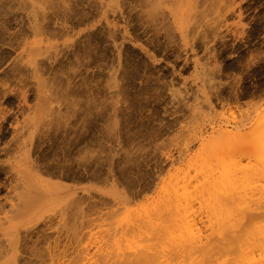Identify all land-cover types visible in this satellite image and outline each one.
<instances>
[{"label": "rangeland", "instance_id": "1", "mask_svg": "<svg viewBox=\"0 0 264 264\" xmlns=\"http://www.w3.org/2000/svg\"><path fill=\"white\" fill-rule=\"evenodd\" d=\"M261 137L264 0H0V264H186L187 217L261 204Z\"/></svg>", "mask_w": 264, "mask_h": 264}, {"label": "bare ground", "instance_id": "2", "mask_svg": "<svg viewBox=\"0 0 264 264\" xmlns=\"http://www.w3.org/2000/svg\"><path fill=\"white\" fill-rule=\"evenodd\" d=\"M232 137H234V135H232ZM262 139H263V137H261V138L259 139V142L262 141V143L264 144V139H263V140H262ZM262 143H261V144H262ZM56 161L58 162V159H57ZM59 161H60V160H59ZM70 161H71V162H74V160H73V161L70 160ZM71 162H70V165H72ZM75 162H76V160H75ZM75 162H74V163H75ZM89 162L91 163V161H89ZM55 163H56V162H55ZM59 163H60V162H59ZM59 163H58V164H59ZM77 163H78V162H77ZM85 163H87V165H88V162H85ZM90 163H89V164H90ZM261 163H262V161H261L259 164H261ZM76 165H78V164H76ZM76 165H75V166H76ZM91 165H92V164H91ZM91 165H90V166H91ZM51 166H53V167L55 166V169H56V168L58 169V167H56V165H51ZM51 166H50V167H51ZM59 166H60V165H59ZM72 166H74V164H73ZM261 166H263V167H261ZM53 167H52V168H53ZM60 167H61V166H60ZM64 167H65V166H64ZM254 167L258 168V170L255 169ZM254 167L252 168L253 170H252L250 173H252V172L254 171V169H255L256 172L254 171L255 174L252 173L251 175H255L256 178H257V177L261 174L260 177H261L262 180H260L259 177H258V179H259L260 181H263V180H264V179H263L264 177H262V174L264 173V172H263V170H264V162L260 165V167L263 168V169H260V171L262 170V171H261L262 173H260V171H259V168H260L259 166H258V167H257V166H254ZM52 168H51V169H52ZM61 168H63V164H62V167H61ZM86 168H88V166H86ZM91 169H92V168L90 167V170H91ZM216 169H217V171L219 170L218 168H216ZM223 169H224V168H223ZM228 169H229V168H228ZM228 169H227V170H228ZM90 170H89V168H88L87 171L90 172ZM210 170H211V169H210ZM217 171H216V172H217ZM222 171H223V170H219L217 174H219V172L222 173V174L220 173V174H221V175H220V179H219V178H218V179H219L221 182H223V183H222L223 186H224V183L227 184V185L225 186V188L228 187V183L233 184V185H235V184L237 183L236 181H237V179H238V176H240V175L238 174L239 172L237 173L238 176H237L236 173H235V176H234V174H233V176L225 177L224 174H227V173L223 171V172H224V174H223ZM228 171L230 172V173H229L230 175H231V173H234V172H235V171L232 172L233 170H231V169H229ZM237 171H238V169H237ZM257 171H259V173H260L259 175H256V173H258ZM214 172H215V171H214ZM210 173L213 174L212 170H211L209 173L207 172V174H210ZM250 173H249V175H250ZM211 174H210V178H209V179H213V180H214L213 182H215L216 180H217V182H220V181L217 179V176H218V175L216 176V175L213 174V175L215 176V177L213 178V176H212ZM215 174H216V173H215ZM229 174H227V176H228ZM251 175H250L251 179L249 178L250 180H249L248 182H250V181L252 180V178H253V179H256L255 176L252 177ZM211 176H212V177H211ZM221 176H222V177L224 176L223 179L226 178V180H223V179L221 178ZM263 176H264V174H263ZM236 177H237V178H236ZM235 178H236V181H235ZM215 179H216V180H215ZM221 179H222V180H221ZM229 179H230V180H229ZM247 179H248V178H246V180H247ZM232 180H234L235 183H234V181H232ZM239 180H240V178L238 179V181H239ZM256 180H257V179H256ZM256 180H254V182H255ZM259 180H257V181L260 182ZM226 181H227V182H226ZM229 181H230V182H229ZM241 181H242V178H241V180L238 182V184H236V186L232 187V186H233V185H232L231 187L229 186V187L227 188L229 192H231V193L233 194V191H234L235 194L232 195V194L230 193V194H231V195H230L227 191H224V192H223V193H225V194H224L223 198L220 199V200H222V201L220 202V200H219L220 204H222L223 206L220 205V204H218V208H217V211H218L217 214H219V217L221 216L220 214H222V216L225 214V213H224L225 211H223V210H224V209L226 210V207L230 206L231 204H232V206H234V205L236 206V207L234 206L235 208L231 206V207H232L231 210H232L233 208H234V210H235L236 208H238V209L242 208V206L237 207V206L241 205V203L239 202L240 199H236V200L238 201V204L236 203L237 201H233V199H234V197H235L237 191H240V190L238 189L237 186H240ZM202 182H203L202 187H201V184L199 183L200 188L197 186V185H198V184H197V185H195V189H196V186H197V189L199 188L198 190L203 189V190H205L204 192H206V191L208 190V187L205 189V188H204V187H205V185H204L205 183H204V181H202ZM217 182H216V183H217ZM221 182H220L219 184H221ZM231 182H232V183H231ZM252 182H253V180H252ZM217 184H218V183H217ZM262 184H263V187H262ZM262 184H260V186H261L262 188H261L260 186H258V188L260 187V189H259L260 192H259V193H260V195L263 194L262 196H259V195L257 194V192H258L257 190H256L257 192L255 193V190L253 189V190H254V194H257V197H258V196L260 197V198L258 197V202L261 203V204H259V205H257V206H256V205L253 206L254 208L252 207L253 209L251 210V208L249 207V206H250V202L248 201V202H249V203H248V205H249L248 207H249V208L246 206L247 204L245 205L246 208L243 206V209H244V208L246 209V210H243V209H242V210H243V213L240 212V211H242V210H239V211H238V210L236 209L237 212H240V213H241L240 215H239V213L236 212V210H235V212L233 211V214H234V213H237V215L235 214V217H234V218H236V217L239 218V219H237V221H238V220L240 221L241 216L243 217L244 215H245L244 217L249 218L248 221H247V219L243 217L244 220L246 219L245 222H247L245 225H244V223H245L244 221H243L244 223H243V222L240 223V224H242V226H241V225H238L237 222H236V223L234 222V224H232L233 221L230 220V219H229V220L232 221V222H230L232 225H229V224H230V223H229V220H227L228 223L226 224V221H223V220L226 219V218H224L225 216L228 217L227 214H225V215L222 217L223 219H222V218H219V219H220V220H219L218 218H216L217 215L214 213V211H213V210H212L213 212L211 211L213 215L215 214L214 218L216 219V221L219 220L218 222H216V224L218 223V226L215 225V223H214L215 228L218 227L216 230L219 229L218 234H217L218 236L216 235V236H217V239H213L212 236H208V237H207V236H203V235H201L200 233L198 234V233L195 232L196 230L194 231V228H193V227H192L193 229L190 228V225H191L192 222H193L192 220L195 219V218H193L194 215H193V217H192L193 219L191 218L192 220L189 218L191 221H190V223H189V225H188V221H187V220H188V219H187V218H188L187 216H189L188 213H189V212H192V211H190L191 209H192L193 211H194V209H195L194 206H193L194 204L192 205L194 209H193L192 207L189 209V207L191 206V204H190L191 201H190V200L193 199L192 197L195 195L196 192L194 193V195H193L192 197H189V198H192V199H189L190 202L188 201L189 205H187V206H186V204H187L186 202H184L185 205L182 204V202H181L182 200L180 201V198H179L180 195H178V193L176 194L177 191H175V196H176V197H174V199H172L173 196H174V192H173V194H171V195H173V196H171L172 198H170V200H169L168 203L170 204V202H172V200H175V198H177V197L179 196V197H178V200H179V201H178V200H176V201L179 202V203L181 202V203H180V205H179V204H177V203L174 201V202H175V206H177V207L180 206V207H181L182 205H184V206L182 207L183 209H180V208H179L178 211H179V213L181 214V216L184 215L185 213L188 214V215L186 216L187 218L185 217L186 214L184 215V219L186 218V221L184 220L185 222H183V224L180 222V223H181V226L183 225V227H184V229H183V227H182V230H184V231H183V232L181 231V232H182V233L185 232V237H183V239H186V241H182V236H181V239H180L181 232H179V231H180L179 229H181V228H180L181 226H179V225H180V224H179V220H178V222H177V221H175L174 219H172L171 217H170V219L173 220V221H175V222H177L179 225L176 223L178 226H176V228L174 227L173 230H172V229H170V230L174 231V229L176 230V229L179 228V229H178L179 231L176 230L175 232H172L173 234H171V231H169L168 233H169V235H170V238L172 237V240H173V237H174V235H175L176 232H177L179 235H178V234H176V235H177L178 238L180 239V242H182V243L185 242V244H183V245H184L185 248H187V249H186L187 251H188V250L191 251V252H192V251H198V252L200 251L199 253L202 252L201 254L198 253V258L193 259L192 261H188L189 259H190V260L192 259V258H191L192 255H189L190 257L188 256V257H189V258H188V257H187V254H185V253L183 252V250H182V252H183L184 255H185L184 257H187V258H186V262H185L186 264H188L187 261L190 262V264H264V218H262V217H264V200H263L264 192H261V190L264 191V189H263V188H264V182H262ZM222 185H221V186H222ZM249 185H250V184H249ZM256 185H257V184H256ZM256 185H253V186H256ZM253 186H249V188H250V189H249V195L253 192V191H251V193H250L251 187H253ZM236 187H237V188H236ZM230 188H232L233 190L231 189L232 191H230ZM239 188H240V187H239ZM253 188L257 189V186H256V187H253ZM195 189H194V190H195ZM197 189H196V190H197ZM203 190H201L200 193H199V192L196 193L197 195H199V194L201 195V197L198 196V197L202 198L201 201H202V200H207L208 197L205 198V196H209L208 193H206V194H208V195H205L204 192H203ZM236 190H237V191H236ZM210 191H216V189H210ZM235 191H236V192H235ZM190 193H191V192H190ZM261 193H262V194H261ZM181 194H182V193H181ZM202 194H204V196H203ZM218 194H219V192H218ZM238 194H239V192H238ZM238 194L236 195V196H237L236 198H238ZM252 194H253V193H252ZM177 195H178V196H177ZM187 195H190V196H191L192 194H186L185 196H187ZM197 195H195V196H197ZM181 196H182V199H183V200L185 199V200L187 201V198H186L185 196H183V194H182ZM254 196H255V195H254ZM254 196L252 195V196H251V199H252V198H255ZM203 197H204V199H203ZM239 197H240V194H239ZM261 197H262V199H261ZM196 198H197V197H196ZM196 198H194V200H195ZM197 199H198V198H197ZM209 199H210V198H209ZM209 199H208V200H209ZM231 199H232V200H231ZM27 200H28V203H30V202H29L30 199H27ZM199 200H200V199H199ZM234 200H235V199H234ZM248 200H249V199H248ZM255 200H256V199H255ZM255 200H254V201H255ZM260 200H263V201L260 202ZM210 201H212V200H210ZM231 201L234 202L235 204L232 203ZM256 201H257V200H256ZM193 202L195 203V201L192 200V203H193ZM262 202H263V203H262ZM168 203H167V204H168ZM199 203H201L200 205H202V202H199ZM199 203H198V204H199ZM204 203H206V204L208 205V203H210V202L207 203V201H203V204H204ZM230 203H231V204H230ZM256 203H257V202H256ZM167 204H166V205H167ZM169 204H168V206H170ZM176 204H177V205H176ZM206 204H204V206H205ZM233 204H234V205H233ZM257 204H258V203H257ZM171 205H172V204H171ZM200 205H199V206H200ZM168 206H167V207H168ZM185 206L189 209L188 213L186 212L187 208H186V210L184 209ZM188 206H189V207H188ZM221 206L224 208L223 210H221ZM165 207H166V206H165ZM165 207H164V208H165ZM167 207H166V208H167ZM202 207H203V206H202ZM206 207H207V206H206ZM172 208H174V207L172 206ZM247 208L250 209L251 211H247V210H248ZM170 209H171V207H170ZM176 209H177V208H176ZM208 209H209V207H208ZM229 209H230V207H229ZM180 210H185V212H183V211L180 212ZM214 210H215V209H214ZM231 210H230V211H231ZM209 211H210V210H209ZM245 212H246V213H245ZM248 212H249V214H248ZM167 213H168V218H169V216L171 215V210H170V215H169V211H166V212H165V215H167ZM226 213H227V211H226ZM191 214H192V213H190V215H191ZM193 214H194V212H193ZM209 214H210V212H209ZM212 214H211V215H212ZM231 214H232V213H231ZM213 215H212V216H213ZM262 215H263V216H262ZM171 216H172V215H171ZM191 216H192V215H191ZM247 216H249V217H247ZM261 216H262V217H261ZM172 217H173V216H172ZM182 217H183V216H182ZM189 217H190V216H189ZM210 217H211V216H210ZM257 217H259V218L261 217V220H259V218H257ZM168 218L166 219V221L169 220ZM243 218H242V220H243ZM181 219H182V218H181ZM211 219H212V217H211ZM215 219H214V222H215ZM182 220H183V219H182ZM208 220H209V217H208ZM221 220H222V222H223L224 224H223L222 222L220 223ZM235 220H236V219H235ZM169 221H170V220H169ZM194 221H196V219H195ZM211 221H213V219H212ZM161 222H162V221H161ZM194 223H195V222H194ZM209 223H210V221H209ZM186 224H187V226H186ZM195 224H197V223H195ZM211 224H212V223H211ZM236 224H237V225H236ZM161 225H162V224H161ZM212 225H213V224H212ZM224 225H226V226L228 225V226H232V227H233V225L235 226V228L233 227V228H234L233 233H232L230 236H228V237H225V236H224V233H226V231H225L226 228L224 227ZM162 226H163V225H162ZM162 226H160L159 230L162 228ZM191 226H192V225H191ZM214 226H213V227H214ZM240 226H241V227H240ZM177 227H178V228H177ZM232 227H231V229L229 228V230H232ZM236 227H237V228H238V227L241 228L239 232H236V231L239 230V229L236 230ZM207 228H208V227H207ZM227 228H228V227H227ZM201 231H202V230H201ZM205 231H206V230H205ZM231 232H232V231H231ZM216 233H217V231H216ZM172 235H173V236H172ZM225 235H226V234H225ZM183 236H184V235H183ZM222 236H223V237H222ZM175 237H176V236H175ZM175 237H174V238H175ZM178 238H177V239H178ZM167 240H168V239H167ZM168 241H169V240H168ZM175 241H176V243H179V242H178L179 240H178V241L175 240ZM175 241H174V243H173V242H171V240H170V242L173 243V246L175 247V250H176V248H179V249L181 250L180 247L183 246L182 243H179V245H181V246H180V247H177V246H179V245L177 244V246H175V245H176V244H175ZM170 242H168V243H170ZM206 242H207V245H206ZM174 244H175V245H174ZM170 245H171V247H172V244H170ZM205 245H206V248H205ZM174 247H172V248H174ZM234 247H235V248L237 247V249H238L237 251H239V252H238L237 255H236V252L233 250L234 253H235V256H234L233 254H231V255H233V256L231 257L230 254H229V252H228L227 250H228V249H231V251H232V249H233ZM168 248H169V247H168ZM185 248L182 247V249H184V250H185ZM213 248H216V249L219 248L220 250H219V251H215V252H211L210 250H212ZM206 249H207L208 251H206ZM168 250H169V249H168ZM171 250H172V251H171ZM177 250H178V249H177ZM180 250H179V254H180ZM187 251H186V252H187ZM231 251H230V252H231ZM233 251H232V253H233ZM170 252H171V253L174 252V254H175V253H176V254L178 253V252L174 251V249H171V248H170L169 253H170ZM182 252H181V255H182ZM255 252H256L257 254H256ZM239 253H240V255H239ZM188 254H190V252H189ZM191 254H192V253H191ZM139 255H140V256H139ZM139 255H138V258L136 257V260H135V259L133 260L134 262H136V263L138 262L139 264H147L148 262L152 261V260H150V258H149V259L145 258L146 255H149V256H147V257H150V254H146V255L143 254L144 259H143V257H141L142 254H139ZM168 255H169V257L174 256V255H172V254H171V256H170V254H167V257H168ZM238 255H239V256H238ZM176 256H177V255H176ZM179 256H180V255H179ZM237 256H238V257H237ZM182 258H183V256H182ZM151 259H153V258L151 257ZM187 259H188V260H187ZM153 260H154V259H153ZM183 260H184V259H183ZM126 261H128L127 264H128V263H133L132 260H130V259H127ZM179 263H180V262L177 261V264H179ZM182 263H183V262H181L180 264H182Z\"/></svg>", "mask_w": 264, "mask_h": 264}]
</instances>
